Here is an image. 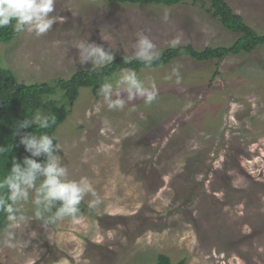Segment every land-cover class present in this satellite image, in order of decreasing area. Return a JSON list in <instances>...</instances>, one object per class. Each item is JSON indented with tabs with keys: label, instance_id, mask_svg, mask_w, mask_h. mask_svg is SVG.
I'll use <instances>...</instances> for the list:
<instances>
[{
	"label": "rangeland",
	"instance_id": "374dc122",
	"mask_svg": "<svg viewBox=\"0 0 264 264\" xmlns=\"http://www.w3.org/2000/svg\"><path fill=\"white\" fill-rule=\"evenodd\" d=\"M226 1L264 28V0ZM51 15L64 22L41 36L23 32L0 42L2 65L22 83L92 67L79 63L81 42L116 58L134 55L141 32L159 52L178 35L196 48L239 36L192 0H56ZM122 72L106 82L115 85ZM133 72L156 85L152 103L137 98L109 109L83 87L56 130L69 179L87 177L100 203L90 209L87 195L79 222L66 218L46 228L31 202L24 204L28 221L12 238L7 221L0 231V264H152L159 253L187 257V264H264V45L219 61L181 57Z\"/></svg>",
	"mask_w": 264,
	"mask_h": 264
},
{
	"label": "clouds",
	"instance_id": "9594fccd",
	"mask_svg": "<svg viewBox=\"0 0 264 264\" xmlns=\"http://www.w3.org/2000/svg\"><path fill=\"white\" fill-rule=\"evenodd\" d=\"M55 4L56 0H0V29L11 27L15 33L44 35L57 21L64 22V17L51 15ZM163 19H168L167 12ZM180 43L181 36L178 35L170 41V46L175 48ZM75 46L79 49V63L84 65L91 62L92 70L111 64L114 60L113 51L94 42H81ZM133 47L134 55L124 57L125 63L135 59L151 65L159 59L160 53L156 45L143 32L137 34ZM121 92L127 93V100L121 98ZM98 94L103 97L109 109L123 110L127 102L137 98L152 103L156 99L157 88L154 83L146 85L135 72L125 70L115 85L104 82L99 87ZM55 123V115L43 114L39 110L32 118H24L16 123L14 135L19 136V143L30 155L25 156L22 163L13 157L10 171L0 179V213L6 216V233L9 238L28 221L23 205L29 201L34 206V217L42 221L45 228L48 224H55L66 218H70L73 223L79 222V205L87 195L93 197L88 204L90 209L100 203L99 196L87 177L69 179L68 168L57 154L61 150L60 145L54 143L53 135L46 131L38 135L34 132L21 134V130L34 124L40 129H48ZM6 150L4 146H0V154ZM42 155L47 157L44 162L33 158ZM40 177L43 180L38 183Z\"/></svg>",
	"mask_w": 264,
	"mask_h": 264
},
{
	"label": "trees",
	"instance_id": "16d2710c",
	"mask_svg": "<svg viewBox=\"0 0 264 264\" xmlns=\"http://www.w3.org/2000/svg\"><path fill=\"white\" fill-rule=\"evenodd\" d=\"M117 3L144 4V5H166L172 6L183 3L186 0H112ZM213 18L218 19L222 25L233 33L239 34L238 38L228 45L206 46L196 48L192 44H180L178 47H167L160 51L159 59L151 65L139 60L132 59L129 63L124 62L123 56L114 58L111 64L102 68L92 70H77L69 77H59L52 81L22 83L12 69L2 65L0 54V146L7 150L0 154V179L10 171L12 159L16 157L21 163L25 156L30 153L25 151L19 143V136L14 135V128L18 120L32 118L37 110L43 114H53L56 123L48 129H40L32 125L23 132H48L55 137L54 143L58 144L56 130L71 114L80 93V89L88 87L91 93L99 98V87L107 79L121 71H140L144 68H159L168 65L175 59L190 57L199 61H219L229 54L242 52L251 53L264 45V28L259 31L254 28L244 17L238 14L226 0H192ZM11 27L0 29V42L9 43L20 36ZM40 162L46 161V155L33 157ZM81 211L83 204L79 205ZM55 211V208L53 209ZM6 221L4 213H0V231ZM152 264H187V257L173 261L166 253H159Z\"/></svg>",
	"mask_w": 264,
	"mask_h": 264
}]
</instances>
